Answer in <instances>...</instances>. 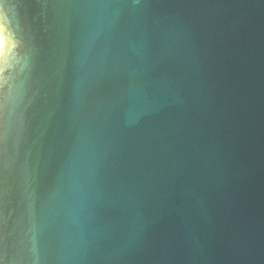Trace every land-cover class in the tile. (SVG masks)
<instances>
[{
    "label": "water",
    "instance_id": "1",
    "mask_svg": "<svg viewBox=\"0 0 264 264\" xmlns=\"http://www.w3.org/2000/svg\"><path fill=\"white\" fill-rule=\"evenodd\" d=\"M0 16V264H264V0Z\"/></svg>",
    "mask_w": 264,
    "mask_h": 264
},
{
    "label": "snow or ice",
    "instance_id": "2",
    "mask_svg": "<svg viewBox=\"0 0 264 264\" xmlns=\"http://www.w3.org/2000/svg\"><path fill=\"white\" fill-rule=\"evenodd\" d=\"M8 35H11V34H8ZM4 45H5L4 37H3V35H0V49L4 48ZM14 48H15V45H10L9 46V53H11V51H13Z\"/></svg>",
    "mask_w": 264,
    "mask_h": 264
},
{
    "label": "clouds",
    "instance_id": "3",
    "mask_svg": "<svg viewBox=\"0 0 264 264\" xmlns=\"http://www.w3.org/2000/svg\"><path fill=\"white\" fill-rule=\"evenodd\" d=\"M3 26H4L3 18H2V16H0V28H3Z\"/></svg>",
    "mask_w": 264,
    "mask_h": 264
},
{
    "label": "bare ground",
    "instance_id": "4",
    "mask_svg": "<svg viewBox=\"0 0 264 264\" xmlns=\"http://www.w3.org/2000/svg\"><path fill=\"white\" fill-rule=\"evenodd\" d=\"M0 35H1V33H0ZM3 49H4V48L0 49V55L2 54Z\"/></svg>",
    "mask_w": 264,
    "mask_h": 264
}]
</instances>
